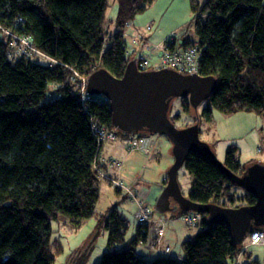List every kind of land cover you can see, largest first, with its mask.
Segmentation results:
<instances>
[{
	"label": "trees",
	"instance_id": "16d2710c",
	"mask_svg": "<svg viewBox=\"0 0 264 264\" xmlns=\"http://www.w3.org/2000/svg\"><path fill=\"white\" fill-rule=\"evenodd\" d=\"M152 1L117 0V28L109 33L103 25L109 0H0V24L30 35L53 59L10 56L9 36L0 34V264H52L51 220L65 216L80 226L94 215L102 180L97 126L115 127L110 104L83 103L72 77L100 67L122 76L134 58L127 52L125 27ZM194 31L192 38L185 31L173 34L181 45L196 42L198 72L218 79L204 113L210 116L214 107L264 117L263 0H206ZM182 99L188 108V98ZM224 163L238 173L244 169L235 149L227 151ZM184 166L193 176V201L234 206L236 198L242 204L256 200L244 189L238 195L236 185L201 155L190 154ZM99 224L108 230L109 244L125 241L129 223L116 206ZM201 225L193 239L183 241L182 259L145 258L136 245L148 225H138L129 246L105 252L97 264H233L242 245L228 225L209 222L207 214Z\"/></svg>",
	"mask_w": 264,
	"mask_h": 264
},
{
	"label": "rangeland",
	"instance_id": "374dc122",
	"mask_svg": "<svg viewBox=\"0 0 264 264\" xmlns=\"http://www.w3.org/2000/svg\"><path fill=\"white\" fill-rule=\"evenodd\" d=\"M205 1L206 0H153L144 10L137 13L132 19V27H134L136 35L142 33L149 36L150 34V36L155 39H159L167 33H176L180 36L183 31H185V37H195V17ZM117 13V0H109L103 21L104 28L109 33H112L117 28ZM131 23L129 25H131ZM138 49L141 50L139 47ZM38 58L43 61L42 57ZM183 101L181 97H176L172 100L169 111L171 119L178 127H184L198 122L200 125V138L210 144L220 160L225 161L227 151L235 149V155L244 167L257 161L264 163V117L262 115L251 110L226 113L212 107V114L207 116L204 113V109L210 105L208 100L203 101L198 110L190 105L186 108ZM155 134L160 135L159 133ZM164 137L167 145L164 146V153L161 151L162 156H160V161L162 158L163 159L160 165L165 167V160L167 159L170 163V168L175 159L173 143L167 135L164 134ZM160 148L161 150L163 148L161 144ZM155 161L159 163L158 159ZM118 162L117 165L112 166L121 167L122 162L119 160ZM100 172H104V176H100L101 179L104 178L109 180L113 185V191H111L118 195V202L114 204L118 205L119 212L128 219L129 228L124 235L125 241L123 243L117 242L115 244H109V232L103 225H98L96 223L98 226L96 227L95 225L90 229L87 228V222L82 223L81 226H72L68 218L60 216L58 219L51 220V241L54 256L52 264H97L100 262L105 252L129 246L130 240L136 236L133 217L137 212L138 199L143 198L148 202L147 204L152 212L154 211L157 215L160 214L156 210L155 205L157 198L163 190V183L157 181L158 179L151 178L150 181H139L133 188L134 194L138 197H134L131 195L132 188L129 187V185H125L123 182H121L120 185H116L114 181L117 179L116 177L109 175L105 171L100 170ZM178 180L182 192L188 195L193 176L185 166L179 169ZM140 184L143 185L142 187L144 190L139 188ZM115 187L119 188L120 192H117ZM234 189L237 191L238 195L243 193L241 187L234 186ZM112 195L113 194L108 192L101 195V200L97 205L98 213H96V215L102 213L100 218L105 214L104 209L112 199ZM222 200H224V198ZM9 203L10 201L5 202V204ZM232 204L238 206L242 204V201L236 198ZM167 213L168 212H166V214ZM176 213L178 214L177 211ZM181 216L182 219L185 220V214ZM182 242L183 241H176L174 236L171 237L169 243L172 246V254L184 251ZM242 246L246 251L244 256L241 254L243 256L241 264H264V244H250L246 235ZM160 256L162 255L157 254L153 257L147 255L144 257L148 260H153ZM233 264H239V260L234 259Z\"/></svg>",
	"mask_w": 264,
	"mask_h": 264
},
{
	"label": "water",
	"instance_id": "95a60500",
	"mask_svg": "<svg viewBox=\"0 0 264 264\" xmlns=\"http://www.w3.org/2000/svg\"><path fill=\"white\" fill-rule=\"evenodd\" d=\"M217 85L215 75L186 73L172 67L144 70L137 59L132 58L120 77L105 67L92 71L88 76L87 91L105 97L110 104L114 127L124 134L159 133L172 141L175 159L156 201L155 208L159 213L197 211L207 214L209 222L227 224L235 243L242 245L254 227L264 226V163L253 162L241 173L232 170L217 157L210 144L200 138L198 122L178 127L169 115L174 98L187 97L190 106L198 110ZM190 154L208 159L233 184L252 193L255 202L227 206L193 201L182 192L178 180L179 169Z\"/></svg>",
	"mask_w": 264,
	"mask_h": 264
},
{
	"label": "crops",
	"instance_id": "0c3cea01",
	"mask_svg": "<svg viewBox=\"0 0 264 264\" xmlns=\"http://www.w3.org/2000/svg\"><path fill=\"white\" fill-rule=\"evenodd\" d=\"M130 23L126 25L124 33H123L126 43H127L128 54H131L129 53L130 46H135L137 48L139 47L141 48V52H143V50L147 51L149 49V46L151 45V47L153 48L151 50L150 59L153 64H156L159 60L160 50L158 48L154 49L153 45L162 47L166 38L170 34L167 33L159 39L152 38L150 34L149 36L142 34V33H138L136 35L135 34L136 32H134V27H132V23L131 25H129ZM142 137H148L150 139V142L148 144L147 153H145L141 149H135V150L130 149L129 143H128V134H124L119 131L118 137L115 140L103 141L102 148L100 150V157H99V166H100L101 171H105L109 175L116 177L118 180H121L125 185H129V187L132 188L131 195H133L134 197H138V196L134 194L133 188L141 180L150 181L151 178H155V179H158L157 181L162 182L164 185L168 178V170H169V164H170L167 161V159L166 160L164 159L165 167L160 165L163 159L162 158L160 161V156H162V153H164L163 152L164 146L167 145L164 135L142 133ZM159 143L163 147L162 150L160 148ZM108 157H113L119 160L120 162H122V166L121 167L112 166V165L110 166V164L106 163L107 162L106 158ZM156 159H158L159 163L155 161ZM112 186L113 185L110 183L109 180L102 178L101 184H100V197L98 199V202L96 204V209H95L96 212L90 218L84 219L82 221V223L87 222L88 229L94 227L96 223L100 225L99 224L100 219H101L100 215L102 213L100 215L98 214L96 215V213H98L97 205L99 201L101 200L102 194L104 195V193H107V192L113 194L112 199L109 201V204L104 209L105 214L108 212V210L111 207H113V205L116 206L119 211L118 205L114 204L118 202L117 200L118 195H116L114 192L112 193L113 191ZM142 186L143 185L140 184L139 188L141 190H144ZM115 188L117 192H120L119 188L117 187ZM142 200L144 199L142 198ZM181 215L182 214H179V213L177 214L176 212H173V211H169L167 214L160 213L157 215L153 211V220L148 225L147 233L144 235L143 238L138 240L137 245H136V250L143 256L148 255L150 257H153L159 254L162 256H175V257H178L179 259H182L184 257V251L175 252L177 254L171 253L172 246L169 243V241H171V237L174 236L176 241H184L186 239H193L195 234L202 228L203 225H187L186 222L182 219ZM133 219H134L135 228L137 230L138 222L136 219V213ZM98 225H96V227ZM193 226H196V227H193ZM158 242H159V245H158ZM239 254L240 252L236 255L235 259H238L239 264H241V260H243V256L245 254H243V256L241 255L240 256L241 258L239 257Z\"/></svg>",
	"mask_w": 264,
	"mask_h": 264
},
{
	"label": "built area",
	"instance_id": "2783aa9c",
	"mask_svg": "<svg viewBox=\"0 0 264 264\" xmlns=\"http://www.w3.org/2000/svg\"><path fill=\"white\" fill-rule=\"evenodd\" d=\"M0 34L1 36L8 35L10 39L9 43V55L10 56H26L29 58H38L42 57L46 59L47 61H53L51 60L45 53L40 51L35 45L32 44V38L30 35H18L13 33L12 31L6 29L3 25L0 24ZM177 36L174 34L170 35V41L167 43H164L162 47L154 46L155 48H158L160 50L159 60L156 64H153L150 59L151 50L153 47L151 45L149 46V49L139 50L135 46L129 47V53L130 55H134V58L137 59L138 65L141 69H159L162 67H172L177 70H180L182 72L186 73H194L198 72V66H199V58H200V48L194 43H189L186 45H181V42L177 41ZM172 42V45L169 46V44ZM39 55V56H38ZM42 55V56H40ZM77 77H72L73 80H75L80 89L81 93V99L82 102L85 103L88 100H94L97 102H108L103 95H91L87 91V80L88 75H80L78 73L75 74ZM52 87L54 88L55 85L53 84ZM49 96H52L51 93H49ZM119 130L117 128L109 129L106 126H97V136L99 140H115L118 137ZM142 133H133L128 134V143L129 147L132 150L135 149H141L145 153L148 152V144L150 142V139L148 137H142ZM106 161L108 164L111 165H117L119 162L113 157L106 158ZM104 172H100L99 176H104ZM116 185L121 184V180H114ZM138 209L136 212V219L139 226H146L149 225L150 222L153 220V212L150 209L147 202H145L142 199H138ZM184 221L188 225H201L202 219H203V213L197 212V211H190L188 213H184ZM247 240L250 244H264V226L258 227L253 229L251 232L247 234ZM245 241V239H244ZM168 250V249H167ZM245 249L242 246V249L240 250L239 257L241 254H245ZM238 260V259H237Z\"/></svg>",
	"mask_w": 264,
	"mask_h": 264
}]
</instances>
